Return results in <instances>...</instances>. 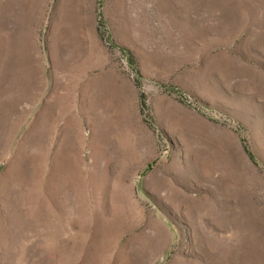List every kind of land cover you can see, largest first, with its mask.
Masks as SVG:
<instances>
[{"label": "rangeland", "instance_id": "obj_1", "mask_svg": "<svg viewBox=\"0 0 264 264\" xmlns=\"http://www.w3.org/2000/svg\"><path fill=\"white\" fill-rule=\"evenodd\" d=\"M55 1L0 0V264H264V0H96L72 129L1 80Z\"/></svg>", "mask_w": 264, "mask_h": 264}, {"label": "crops", "instance_id": "obj_2", "mask_svg": "<svg viewBox=\"0 0 264 264\" xmlns=\"http://www.w3.org/2000/svg\"><path fill=\"white\" fill-rule=\"evenodd\" d=\"M98 18L96 0H56L49 16L41 14L39 28L46 24V31L38 37L36 29L34 52L25 50L22 38L9 44L15 56L2 57V63L11 66L9 72L1 73V80L8 78L10 89L32 103L35 125L89 127L91 107L104 90L99 82L103 79L100 61L90 56V36L98 35ZM69 134V141H63L58 133L59 143L72 145V130Z\"/></svg>", "mask_w": 264, "mask_h": 264}]
</instances>
